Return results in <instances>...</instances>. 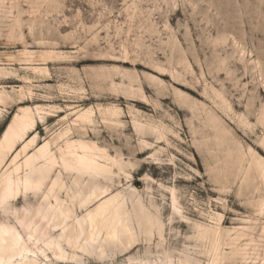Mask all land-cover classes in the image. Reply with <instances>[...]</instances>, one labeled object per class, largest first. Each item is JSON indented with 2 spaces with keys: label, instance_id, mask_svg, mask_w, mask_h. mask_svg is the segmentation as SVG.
<instances>
[{
  "label": "rangeland",
  "instance_id": "1",
  "mask_svg": "<svg viewBox=\"0 0 264 264\" xmlns=\"http://www.w3.org/2000/svg\"><path fill=\"white\" fill-rule=\"evenodd\" d=\"M22 109L35 120L27 155L46 141L57 156L72 143L93 147L111 172L96 180L163 225L159 235L134 221L124 250L104 255L79 249L84 235H62L65 258L46 249L51 262L261 263L264 0H0V137ZM34 162L26 196L20 186L9 203L37 204L59 172L54 193L70 215L84 213L75 177H91ZM28 171L20 164L18 175Z\"/></svg>",
  "mask_w": 264,
  "mask_h": 264
},
{
  "label": "bare ground",
  "instance_id": "2",
  "mask_svg": "<svg viewBox=\"0 0 264 264\" xmlns=\"http://www.w3.org/2000/svg\"><path fill=\"white\" fill-rule=\"evenodd\" d=\"M89 117L87 111L78 116L81 121H86ZM34 124L35 120L28 114V110L22 109L11 118L0 137V264H56L49 260L46 249H51L55 258L64 259L66 252L62 246V235L68 242H72L74 237L84 235L85 245L79 249L90 253L104 255L111 250L122 251L125 239L133 237L134 221L139 228L143 227L145 232L156 226L157 233L161 235L163 225L156 210L151 214L150 210L138 202L128 210L120 202L115 201L119 192L111 194L107 185L96 180L97 177H102L104 181H110L111 172L105 164L94 157L93 147L90 148L84 143L75 147L72 143L65 150L58 147L57 156L51 152L46 141L36 148L35 154L27 155L35 144L34 135L26 137ZM57 136H60V132ZM18 143L22 145L19 150L16 148ZM9 153L10 157L7 159ZM21 153L24 155L23 160L18 162ZM36 158L41 159L43 166L49 170L54 164H59L65 171L76 170L91 177L86 181L75 177L78 186L72 198L80 208L84 207V213L79 216L70 215L69 209L63 205L57 193H54L53 185L59 181V172L53 178L48 193L37 204L30 203L26 197L20 207L9 203L8 198L14 190L16 194L18 187L22 186L25 195V190L32 184ZM103 159L118 163L108 156H103ZM20 164L28 167L29 171L19 176ZM45 176L46 174L38 176L35 186ZM130 192L134 194L133 189ZM48 195L53 197V202L48 199ZM93 204L96 205L90 209L88 206ZM70 218L73 222L68 224L67 220ZM107 219H111L112 222L109 223ZM98 221L105 230L102 238H97ZM236 235L232 240L237 239ZM132 259L128 256V264H132ZM144 264L157 262L145 261ZM165 264H172V260L168 257ZM184 264H191L189 258L185 259ZM260 264H264V257Z\"/></svg>",
  "mask_w": 264,
  "mask_h": 264
}]
</instances>
